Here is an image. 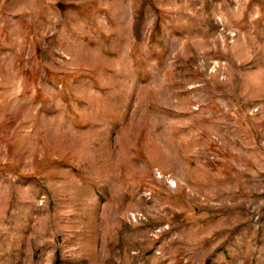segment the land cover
I'll list each match as a JSON object with an SVG mask.
<instances>
[{
	"label": "rangeland",
	"instance_id": "rangeland-1",
	"mask_svg": "<svg viewBox=\"0 0 264 264\" xmlns=\"http://www.w3.org/2000/svg\"><path fill=\"white\" fill-rule=\"evenodd\" d=\"M0 264H264V0H0Z\"/></svg>",
	"mask_w": 264,
	"mask_h": 264
}]
</instances>
